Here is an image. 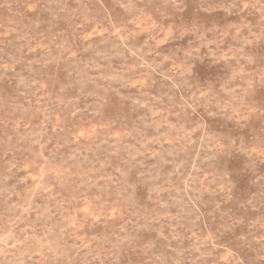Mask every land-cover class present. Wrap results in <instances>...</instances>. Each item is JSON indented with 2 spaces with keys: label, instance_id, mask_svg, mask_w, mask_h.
<instances>
[{
  "label": "rangeland",
  "instance_id": "1",
  "mask_svg": "<svg viewBox=\"0 0 264 264\" xmlns=\"http://www.w3.org/2000/svg\"><path fill=\"white\" fill-rule=\"evenodd\" d=\"M0 264H264V0H0Z\"/></svg>",
  "mask_w": 264,
  "mask_h": 264
}]
</instances>
